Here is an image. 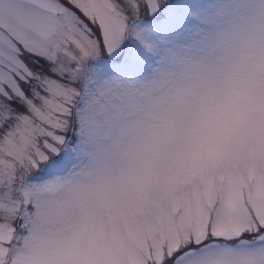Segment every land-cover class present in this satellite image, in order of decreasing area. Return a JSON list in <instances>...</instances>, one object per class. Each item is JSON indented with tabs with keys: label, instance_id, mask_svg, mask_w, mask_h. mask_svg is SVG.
<instances>
[{
	"label": "snow or ice",
	"instance_id": "1",
	"mask_svg": "<svg viewBox=\"0 0 264 264\" xmlns=\"http://www.w3.org/2000/svg\"><path fill=\"white\" fill-rule=\"evenodd\" d=\"M0 264H264V0H0Z\"/></svg>",
	"mask_w": 264,
	"mask_h": 264
}]
</instances>
